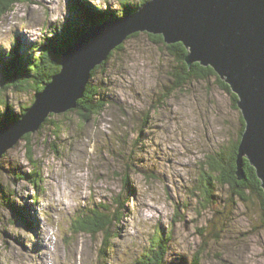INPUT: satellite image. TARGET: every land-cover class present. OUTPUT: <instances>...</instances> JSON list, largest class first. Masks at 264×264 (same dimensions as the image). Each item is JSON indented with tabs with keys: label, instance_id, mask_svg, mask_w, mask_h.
I'll list each match as a JSON object with an SVG mask.
<instances>
[{
	"label": "rangeland",
	"instance_id": "1",
	"mask_svg": "<svg viewBox=\"0 0 264 264\" xmlns=\"http://www.w3.org/2000/svg\"><path fill=\"white\" fill-rule=\"evenodd\" d=\"M82 2L100 12L121 10V0L19 4L0 21V55L59 35L68 19L81 20L70 6ZM166 45L147 32L130 36L90 81L107 102L99 116L84 123L72 110L55 115L58 128L49 123L31 133L33 161L24 138L2 156L0 264H146L162 235L172 236L165 264L192 263L197 255L199 264H264L258 197L245 202L218 186L212 209L199 199L206 154L237 141L241 111L216 77L172 92L175 62ZM32 96L7 91L0 102L18 114ZM0 111L3 125L2 103ZM35 172L39 187L29 178ZM126 175L132 191H125ZM120 197L125 215L107 234L73 231L102 205L112 215Z\"/></svg>",
	"mask_w": 264,
	"mask_h": 264
},
{
	"label": "water",
	"instance_id": "2",
	"mask_svg": "<svg viewBox=\"0 0 264 264\" xmlns=\"http://www.w3.org/2000/svg\"><path fill=\"white\" fill-rule=\"evenodd\" d=\"M142 32L162 36L168 45L182 43L189 68L195 63L211 67L229 85L245 124L236 175L244 179L247 159L264 190V0H149L129 16L85 29L23 118L0 129V159L51 115L77 109L92 72Z\"/></svg>",
	"mask_w": 264,
	"mask_h": 264
},
{
	"label": "trees",
	"instance_id": "3",
	"mask_svg": "<svg viewBox=\"0 0 264 264\" xmlns=\"http://www.w3.org/2000/svg\"><path fill=\"white\" fill-rule=\"evenodd\" d=\"M33 0H0V21L13 12L15 7L19 4H30ZM149 0H139L138 4H132L129 0H121V10L112 12L105 11L100 12L99 7H93L87 3H79L77 9L72 4L70 6L71 11H78V17L80 21H72L68 19V23L63 28V31L59 35L46 40L42 44H35L31 47L23 48V45L18 43L11 52L0 55V94L7 91H16L20 93H33L32 102L27 107H22L21 111L16 114L13 111V107L10 103L2 101L0 103L6 109L7 123L1 125H10L13 122L20 121L23 116L28 112L32 106L34 98L37 94L45 89V86L49 84L53 77L61 70L62 56L66 50H68L77 40L85 33L87 28L84 20L91 26L96 24H103L106 21H112L120 19L125 16L133 14L139 6L148 2ZM84 23V24H83ZM75 24V25H73ZM86 27V28H85ZM158 42L163 41L162 36H154ZM169 54L172 56L175 65L170 73V78L174 82V86L171 88L172 92L177 88L187 87L192 82H208L211 78L216 77L220 83L221 88L232 96L235 103V109L237 107V96L231 91L229 85L223 81L211 67H204L199 63H195L191 68L188 67L185 62V58L188 54V50L182 43L174 45H166ZM123 48L119 46L118 51ZM25 51V52H24ZM40 52V55L37 54ZM113 57L111 53L108 60ZM108 61L103 65L97 67L92 72L91 81L95 78L98 69L105 68ZM101 89L95 86L92 82L87 87L85 97L78 102V107L72 110L71 113H76L80 119L87 123L91 121L93 116H99L107 106L105 99H97L100 95ZM171 92V91H170ZM100 97V96H99ZM2 100V99H0ZM1 113V111H0ZM55 115H51L49 119L41 126V129L46 127L49 123L59 126V119L51 120ZM242 118V117H241ZM245 125L242 122V128L239 133V137L236 142L228 147L220 148L213 153H207L204 163H202L201 185L198 187L199 199L201 205L204 208L212 209L215 205V189L218 186L228 187L231 190V194L234 197L241 199L242 201H248L251 199V195H256L261 209L262 221L264 222V190L259 180L256 170L250 164L247 159H244V174L245 177L239 180L237 171V154L241 135L244 131ZM31 134H27L26 139L28 144V155L31 161H33V148L31 145ZM1 168V167H0ZM22 176H27L20 173ZM19 174V175H20ZM38 173L30 174L29 178L35 177L33 183L39 187L38 181H42L38 178ZM37 177V178H36ZM38 180V181H37ZM125 183V191H132L130 189V176L126 175L123 179ZM5 193L3 186L0 184V195ZM251 194V195H250ZM118 203V201H117ZM120 208H118L112 215L107 212L106 205H102V209L91 210L90 215H82L79 220L73 224V231L76 234H89L92 236L105 235L110 229L111 225L116 220H121L125 215L124 206H121V197L119 198ZM203 235V232L201 233ZM109 237V236H108ZM172 236H167L166 239L162 235L158 241L153 242V249H151L146 255V264H165V257L168 253L167 244ZM144 258V257H143ZM199 255H197L191 264H199ZM144 264V260H143Z\"/></svg>",
	"mask_w": 264,
	"mask_h": 264
},
{
	"label": "bare ground",
	"instance_id": "4",
	"mask_svg": "<svg viewBox=\"0 0 264 264\" xmlns=\"http://www.w3.org/2000/svg\"><path fill=\"white\" fill-rule=\"evenodd\" d=\"M105 23H108V21H106ZM92 27V26H91Z\"/></svg>",
	"mask_w": 264,
	"mask_h": 264
}]
</instances>
